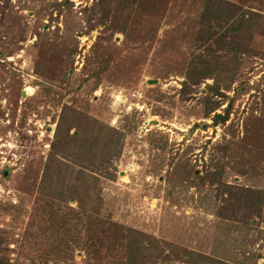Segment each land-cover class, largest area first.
<instances>
[{"label": "rangeland", "instance_id": "1", "mask_svg": "<svg viewBox=\"0 0 264 264\" xmlns=\"http://www.w3.org/2000/svg\"><path fill=\"white\" fill-rule=\"evenodd\" d=\"M68 1L0 0V264H116L127 227L230 264H264V0H225L244 12L249 40L230 90L219 81L227 98L210 78L183 87L203 51L205 0ZM65 106L126 136L115 179L98 182L100 213L89 220L70 210L77 202L62 203L66 224L46 233L56 221H46L42 174ZM225 183L260 190L261 214L219 216Z\"/></svg>", "mask_w": 264, "mask_h": 264}, {"label": "trees", "instance_id": "2", "mask_svg": "<svg viewBox=\"0 0 264 264\" xmlns=\"http://www.w3.org/2000/svg\"><path fill=\"white\" fill-rule=\"evenodd\" d=\"M103 1L107 0L98 1V5L104 4ZM65 2L69 1L65 0ZM59 4L61 3L55 2L52 5L56 7ZM102 7L105 9L103 5ZM240 9L238 5L225 0H205L200 17L201 26L197 32V38L203 51L194 54L189 62L187 80L183 82V87H187L188 80L192 84H199L204 79L210 78L215 83L209 88L214 89L217 95L227 98V95L220 89L219 81L223 83L222 89L230 90L239 76L241 57L249 49V40L245 41L243 36L247 27L245 14L242 12L236 15ZM0 50L4 55L6 54L4 51L6 48L3 47ZM261 81L264 82V77ZM246 85H248L247 82L236 87L235 96L230 99L224 114L217 113L212 117L214 125L224 124L228 120L230 107L235 98L245 92ZM255 120L260 123L259 119ZM71 128L76 129L75 133H70ZM125 136L126 133L123 130L110 127L93 116L81 114L69 106L63 108L41 181V191L46 197L45 203L52 211L50 218L48 217L46 221L49 219L56 221L55 223L50 222L48 230L45 229L46 233L51 232V226L55 227L60 221L63 225L66 224L64 220L60 219L58 222L56 218L62 208V203H68L71 200L77 202L78 209L71 208L70 210L78 217L85 215L89 220L95 218V214L100 213L102 198L98 191V182L101 179H115L116 168L113 166V158L120 155ZM221 150L225 152L224 156L228 152L227 147H221ZM217 162V166L222 170L223 165ZM249 164L255 166L251 161ZM218 175L220 176V171L209 173L211 185L221 184L218 181L215 182ZM197 178L203 185L205 177L198 175ZM219 194L224 199L218 210L219 216H225L227 213L236 216L238 211H241L245 215L242 218L243 221L247 222L251 217L261 214L263 194L260 190L248 191L245 188L238 189L225 183L222 189L219 187ZM86 225L89 229L88 233H93V225L89 221ZM123 235L125 236L124 254L122 255L124 260L116 264H177L179 262L230 264L193 249L171 244L161 245L157 237L145 235L130 227L126 228ZM63 239V236L59 238V240ZM145 242H148L150 246H146ZM93 244L89 250L93 251L98 258V245L95 242ZM108 254L111 253L107 252Z\"/></svg>", "mask_w": 264, "mask_h": 264}]
</instances>
